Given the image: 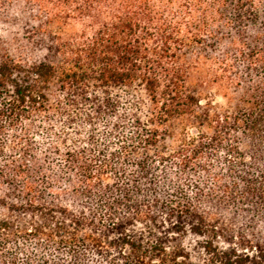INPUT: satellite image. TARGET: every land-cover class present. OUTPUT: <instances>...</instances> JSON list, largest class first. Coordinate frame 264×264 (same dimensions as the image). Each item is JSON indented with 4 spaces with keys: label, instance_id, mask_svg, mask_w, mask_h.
Masks as SVG:
<instances>
[{
    "label": "trees",
    "instance_id": "1",
    "mask_svg": "<svg viewBox=\"0 0 264 264\" xmlns=\"http://www.w3.org/2000/svg\"><path fill=\"white\" fill-rule=\"evenodd\" d=\"M0 32V264H264V0H0Z\"/></svg>",
    "mask_w": 264,
    "mask_h": 264
},
{
    "label": "rangeland",
    "instance_id": "2",
    "mask_svg": "<svg viewBox=\"0 0 264 264\" xmlns=\"http://www.w3.org/2000/svg\"><path fill=\"white\" fill-rule=\"evenodd\" d=\"M3 51H7L12 54H16L17 52L14 41H12L9 38L5 40V35L0 32V52H3ZM40 54H41V51H37L35 53V56L40 55ZM211 91H212V94L214 95L213 98L216 102L222 103L224 101L221 94L219 93L218 90H216V88H213Z\"/></svg>",
    "mask_w": 264,
    "mask_h": 264
}]
</instances>
